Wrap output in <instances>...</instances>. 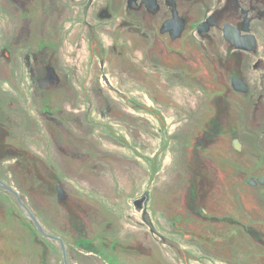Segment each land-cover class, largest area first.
Returning <instances> with one entry per match:
<instances>
[{
    "label": "flooded vegetation",
    "instance_id": "flooded-vegetation-1",
    "mask_svg": "<svg viewBox=\"0 0 264 264\" xmlns=\"http://www.w3.org/2000/svg\"><path fill=\"white\" fill-rule=\"evenodd\" d=\"M0 14L9 18L0 20V182L16 194L0 186V197L15 207L8 212L0 202V216L31 225L39 264H117L99 256L108 248L123 253L122 264H151L154 236L147 227L125 231L128 224L120 227L116 214L94 213L92 202L71 195L57 178L67 168H82L64 157L97 158L89 168L99 172L117 167L112 163L120 152H128L133 164L136 151L149 158L150 85L136 76L134 37L144 40L147 72L158 75L163 92L177 93L174 108L161 106L154 118L163 135L174 125L171 138L177 139L170 163L179 166V179L164 200L171 221L153 225L181 249L174 263L214 264V240L222 235L262 245L264 186L257 180L264 178V86L255 74L264 70V0H149V6L144 0H0ZM224 26L252 37V50L232 45ZM70 28L81 34L61 40ZM237 80L243 87L233 86ZM55 93L67 102L56 107ZM205 93L210 111L202 118L199 98ZM89 122L98 126L102 142L91 155L82 151L87 137L80 134ZM244 144L253 153L249 163L237 156ZM109 157L111 165L103 164ZM149 168L144 166V178ZM148 188L134 196L132 210L123 205L140 220L143 211L151 220ZM131 216L122 215L124 222ZM193 239L194 247L188 246Z\"/></svg>",
    "mask_w": 264,
    "mask_h": 264
},
{
    "label": "rangeland",
    "instance_id": "rangeland-1",
    "mask_svg": "<svg viewBox=\"0 0 264 264\" xmlns=\"http://www.w3.org/2000/svg\"><path fill=\"white\" fill-rule=\"evenodd\" d=\"M123 0H120V2ZM8 20L9 18L5 15L0 14V20ZM12 21V20H11ZM10 21V22H11ZM109 30V29H108ZM81 34L80 30L74 31V28L65 29L63 36H61V40H71L74 39L76 36ZM70 35V36H69ZM126 36V35H125ZM121 38H123L121 36ZM134 41L132 42L134 44V51L137 56L136 59V76L138 77H146V80L148 81V85H150V89L147 90L146 95L150 97L151 103L150 106L152 107L153 113H152V120H151V166H156L157 164V173L156 175L153 174V171L151 172V186H149V194L151 197V210H150V217L153 222V225L156 226L157 223L163 222L165 226H168V224L171 221V218L167 216L166 212L164 211V200L169 196L170 190L174 188L175 185H177L178 182V172L176 171L179 169V166L176 165V161L171 165L167 160L170 158V156L175 160V148L177 146V139L171 138V133L174 132V125L173 126H167L168 129H165L167 131V135H163L161 128H163V125H157V123L154 121V118L159 117L161 113H159L158 110H160V107L162 106V109H166L167 111L170 110V108H174L175 102L177 101V93H165L163 92V87L160 83V80L158 78V75L156 74H149L147 72V61H145L144 58H142V55L145 53V46H144V40L140 37H134ZM264 42V40H263ZM109 41L104 40L102 42L104 48L108 45ZM264 44V43H263ZM88 46V51H90L91 46L90 44ZM263 49V48H262ZM60 54H65V46L60 48ZM141 55V56H139ZM142 59V60H141ZM264 65V62H263ZM256 76H261V81L263 82L264 86V70L262 72H259L255 74ZM258 79V78H256ZM145 80V78H144ZM143 80V81H144ZM141 85H145L143 82H141ZM208 95L206 96H200L199 102L200 106L202 108V111L204 114L200 117L204 118V115L208 117L209 115V107L207 106V102L204 103V99L207 101L210 99L211 95L209 96L208 93H205ZM136 98L140 100V103L148 105V103L145 101L144 92H138L136 94ZM204 98V99H203ZM51 100L56 104V107H59L64 102H67L68 98L64 94L55 93L51 95ZM79 101V100H77ZM171 105V106H170ZM173 105V106H172ZM93 111V116L95 115V110H91V113ZM171 113V112H170ZM175 113V112H174ZM164 116V115H163ZM90 117V116H89ZM165 117V116H164ZM250 124V122L248 123ZM168 125V121H167ZM136 127H142L140 130L145 132V125L140 126L139 124L134 125ZM149 130V129H148ZM137 134H138V130ZM80 134L87 137L84 141V143H87L85 148H82V151L84 153L86 152L88 155H91L92 151H96L97 147L99 149V145L102 146V142L99 141L100 136L98 133L91 128V125L87 123L83 129L80 128ZM166 136L167 139H171L169 143V147L165 152H160L157 147L160 145V141L162 138ZM143 136H140V139L142 140ZM97 142V145H96ZM105 148V147H104ZM107 149V148H105ZM103 149V150H105ZM91 150V152H90ZM111 150V149H110ZM169 153V154H168ZM120 157H118L117 161L118 163H112L111 158L110 160L104 162L103 164L109 163L108 165H111V163L117 167H115L112 171L109 168H104L102 172H99L98 170H91L89 166L97 165L98 159L95 158L94 160L87 159L85 156H83V159L81 158H75L71 159L64 157L62 160L63 162H72V165L81 164L82 168L72 169L67 168L68 171L59 172L57 173V178L60 180L65 187L68 189V191L71 193V195L77 196L78 198L85 199L87 198V201L89 203L94 202L92 204H89L94 213H98L96 208L100 210L102 214H110L111 212L107 210V206L105 205L104 208H100L99 205L94 200V197L96 195L103 198L104 203H106L108 206L114 207L116 210L113 214H116V220L117 223L120 225V227L126 225L125 231L132 232L133 230H140L144 231V229L147 230L146 226L141 222L140 220V213L138 212H126L127 209L123 205H127L129 210H132V200L134 199V196L137 195L141 190L142 187L145 186V157L143 156V153L135 152V164L131 163L129 160H132L133 157L128 152H120ZM241 154V155H240ZM170 155V156H169ZM253 153L251 152L250 147H245V144L242 148L241 153L237 154V156L246 159V161L249 163L251 158H253ZM132 158H131V157ZM168 157V158H167ZM116 159V158H115ZM76 160V161H74ZM57 162V161H56ZM63 162H59L60 164H63ZM80 162V163H78ZM75 163V164H74ZM134 165L135 169H132L128 166ZM158 165H165L166 168H164L163 173L161 166ZM95 167V166H94ZM164 167V166H162ZM250 172V170H249ZM250 175V173L248 174ZM166 182V183H165ZM147 186V184H146ZM165 188H167V194L165 193ZM169 192V193H168ZM92 197V198H91ZM0 202L7 205V211L11 212L15 210L14 205L7 203L0 197ZM129 204V205H128ZM122 210V211H120ZM129 219H126L125 222L122 217V215L126 214H132ZM7 215V214H6ZM19 216V215H17ZM111 219V218H107ZM107 223V222H106ZM30 225V224H29ZM157 227V226H156ZM31 229L27 226L26 220L23 219H15L12 221H9L8 218L0 216V264H39L40 260L36 258V252L37 250L32 246L31 240L32 237L30 233L27 231ZM5 230L4 233H1V231ZM6 231L8 234H5ZM24 233V234H23ZM126 234V233H125ZM241 240H243L244 245L241 243ZM121 241H127V239H124V237H121ZM215 242V249L218 251V254L221 253H227L226 255L228 257H231L230 262L236 261L238 258L235 253H238L240 256V251L246 247L245 252H242L243 256L246 251H248L251 256L250 259H246L244 264H264V260L260 257H256L255 255H258L257 253L262 252L255 244L251 243L249 240L247 241V238H240V237H232V236H226L222 235L219 238H216L214 240ZM253 245V246H251ZM164 247L161 245L160 242L157 241V239L152 238L151 240V253H152V261L151 264H175L172 261V258H168V260L164 256ZM264 250V249H262ZM41 252V250L39 251ZM100 257L103 258V260L107 263H110L112 261H117L116 263L122 264L124 258L123 253L116 251L113 252L110 248L108 249H101L99 251ZM264 253V251H263ZM38 254V253H37ZM42 253H40L41 255ZM43 256V255H42ZM41 256V257H42ZM40 257V259H41ZM165 260H164V258ZM171 259V262L169 261ZM259 259V261L257 260ZM261 259V261H260ZM168 261V262H167ZM149 262V261H147ZM41 264H43L41 260ZM46 264V263H45ZM150 264V263H147Z\"/></svg>",
    "mask_w": 264,
    "mask_h": 264
},
{
    "label": "trees",
    "instance_id": "trees-1",
    "mask_svg": "<svg viewBox=\"0 0 264 264\" xmlns=\"http://www.w3.org/2000/svg\"><path fill=\"white\" fill-rule=\"evenodd\" d=\"M262 53L264 54V44H262ZM142 58H144L143 57V55H142ZM142 60V59H141ZM89 124H90V122H89ZM91 128L93 129V130H95L96 132H100L97 128H98V126L96 125V123H94V124H91ZM167 137H168V135H166ZM166 136L164 137V138H162V140L160 141V145L157 147L159 150H162L161 152H165L167 149H168V147H169V143H170V138L169 139H167L166 138ZM138 152V151H137ZM169 154V153H168ZM170 156V155H169ZM168 158V157H167ZM172 160V157L170 156V158L167 160L169 163H170V161ZM145 164L147 165V166H149V164H150V170H148L147 172H146V174H147V178H145V185L147 184V186L149 187V186H151V172L153 171V174L154 175H156V173H157V164L155 163V165L156 166H151V158H150V156H149V158H145ZM158 166H161L160 168L162 169V172L161 173H163V171H164V168H166L165 167V165H158ZM162 166H164V167H162ZM144 169V168H143ZM146 170V169H145ZM150 174V175H149ZM150 176V177H149ZM149 177V178H148ZM166 183V182H165ZM149 189V188H148ZM92 198V197H91ZM94 200L97 202V204H99V205H101L102 206V208H104L105 207V205L108 207L107 208V210H109L111 213H114L116 210L114 209V207H111V206H108L106 203H104V201H103V198L102 197H100V196H98V195H96L95 197H94ZM95 211H100V210H98V209H96ZM101 212V211H100ZM240 238H243V237H240ZM244 238H247V237H244ZM156 239V238H155ZM250 241L251 243H253V244H255L258 248L259 247H261V246H263V248L262 249H264V238H262V245L261 244H257V243H255L254 241H252L251 239H249V238H247V241ZM157 241H158V239H157ZM159 242V241H158ZM192 242H194L195 244H196V241L193 239V240H190L189 241V245L188 246H190V247H194L193 245H192ZM241 243L244 245V243H243V240H241ZM200 244V243H199ZM162 245V244H161ZM261 245V246H260ZM165 249H164V256H165V258L168 260V258H172V261L173 262H176V252L173 250V253L169 250V248L168 247H166V246H164V245H162ZM199 246V245H198ZM251 246H253V245H251ZM254 247V246H253ZM245 249H246V247H244V249H242L241 251H240V256L238 255V253H235V255H237L238 256V258L236 259V261H234V262H230V260H231V257H228L226 254L227 253H221V254H218V251L216 250V249H214V251H215V258L214 259H212V260H210V263L212 262V261H214V264H244L243 263V261L245 262V260L246 259H250L251 258V256H250V254H248L249 252L248 251H246V253H244V256H243V254H242V252H245ZM262 249H260L262 252H259V253H257L258 255H255V258L258 256V257H260L261 259H263L264 260V253H263V251L264 250H262ZM166 250H168V252L166 251ZM194 252H195V250L194 251H188V255L190 256V257H193V256H195V254H194ZM164 258V257H163ZM165 258H164V260H165ZM261 259H260V261H261ZM258 261H259V259H257ZM169 261L171 262V259H169ZM168 262V261H167ZM201 264H209L208 263V261H207V259H205L203 262H201Z\"/></svg>",
    "mask_w": 264,
    "mask_h": 264
},
{
    "label": "water",
    "instance_id": "water-1",
    "mask_svg": "<svg viewBox=\"0 0 264 264\" xmlns=\"http://www.w3.org/2000/svg\"><path fill=\"white\" fill-rule=\"evenodd\" d=\"M144 3L146 4V6H149V0H144ZM231 35L232 39V45H234L236 48H239V49H243V50H246V51H250L252 50V48L254 47L255 45V42L254 40L252 39V37H248V38H242L239 36V32L227 27V26H224L223 28V36L225 39H227L229 36ZM240 82H235L233 81L232 84L233 86H236L238 85V88L240 87H243L242 86V83L239 84ZM232 148L237 151V152H240V144L237 142V140H233L232 141ZM257 184L258 185H261V186H264V178L262 179H259L257 180ZM0 186L2 187L3 190L7 191V192H10L12 193L13 195H16L11 189L5 187L1 182H0ZM251 186H254V184H251ZM64 199V195H63V192L62 190H58V200L61 201ZM28 218L34 222V224L36 225V227L39 229V231L42 233V230L41 228L39 227L38 223L34 220V218L28 214ZM141 220L142 222L146 225V227L150 230V232L155 235L156 237H158V239L166 246H169V247H172L174 250L178 251V252H181V250L179 249V247L167 240L166 238L162 237L161 235H159L153 228L150 220H149V217L147 215V213L145 211L142 212V216H141ZM61 246H62V243L60 242Z\"/></svg>",
    "mask_w": 264,
    "mask_h": 264
}]
</instances>
